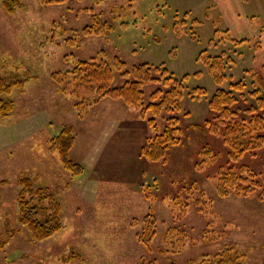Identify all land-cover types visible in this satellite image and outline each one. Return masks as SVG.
<instances>
[{
    "label": "rangeland",
    "instance_id": "obj_1",
    "mask_svg": "<svg viewBox=\"0 0 264 264\" xmlns=\"http://www.w3.org/2000/svg\"><path fill=\"white\" fill-rule=\"evenodd\" d=\"M19 1L9 14L0 0V53L33 79L12 91L14 112L0 119V240L10 236L0 264H188L228 248L242 251L244 264H264V193L222 198L215 191L227 150L202 126L211 117L207 103L217 86L199 58L202 52L231 58L221 88L264 66V0ZM92 15L111 27L109 34H83ZM231 39L248 41L233 45ZM100 53L109 64L118 58L126 69L142 62L163 65L183 79V136L165 163L140 156L155 131L146 124L149 112L110 99L88 105L62 93L51 78L69 69L71 55L89 60ZM120 82L117 74L114 85ZM156 87H145V105ZM193 88H203L205 96L191 98ZM63 126L75 131L70 157L84 169L77 177L48 152L47 141ZM157 128L162 130L161 121ZM205 147L213 159L200 167ZM238 164L263 178L264 150ZM19 176L48 188L61 206L62 229L43 241L19 223ZM173 197L180 203L171 211ZM150 209L155 235L143 245L141 224L132 222ZM171 228L177 237L166 240Z\"/></svg>",
    "mask_w": 264,
    "mask_h": 264
},
{
    "label": "trees",
    "instance_id": "obj_2",
    "mask_svg": "<svg viewBox=\"0 0 264 264\" xmlns=\"http://www.w3.org/2000/svg\"><path fill=\"white\" fill-rule=\"evenodd\" d=\"M40 1L43 5H57L67 0ZM100 1L94 0L95 3ZM2 4L5 11L12 14L20 6V1L2 0ZM110 30L111 27H106L97 15H92L91 25L84 27L82 31L85 35H107ZM247 41L231 39L233 45ZM202 53L204 55H200L199 58L217 86L207 103L211 117L204 120L202 126L208 134L219 138L227 150L226 166L220 168L215 177L216 194L224 198L230 195L247 197L257 191L264 193L262 186L264 176L261 178L246 164H238L243 157H255L259 151L264 150V66L258 71H244L248 80L230 82L228 88H221L228 79L225 73L227 65L233 61L231 58L225 59L223 55L208 56ZM68 60L70 67L67 71L51 74L53 81L59 84L60 91L82 101H88L86 102L88 105L110 99L121 101L126 106L140 110L141 113L149 112L151 117L146 119V124L155 131L145 140L140 156L151 163H165L168 151L180 146L183 136L181 117L183 114L181 102L185 95L183 79L174 78L163 65L156 67L142 62L126 69V64L118 58L109 64L104 59V53L89 60H81L71 55ZM117 74L121 82L115 86ZM32 79V74L27 68L9 64L2 59L0 53V119H5L14 112L15 102L10 98L12 91L22 89ZM150 85L157 87L149 94V101L145 105V87ZM72 87L73 90L68 93ZM91 94L94 96L92 101L89 100ZM187 95L200 99L205 96V90L193 88ZM159 121L163 123L160 131L157 128ZM191 127L197 129L199 125ZM75 138L74 129L63 126L57 135L47 141L48 152L57 156L60 166L70 177L80 176L84 172L83 166L75 163L70 157ZM200 153L203 157L200 167H205V159L211 161L213 153L207 147L202 148ZM16 185L19 188L16 196L19 223L28 229L35 241H43L62 229L61 206L53 192L46 187L35 186L33 180L21 176L17 178ZM143 192L147 193L144 189ZM144 196L150 200L147 194ZM168 203L170 210L173 211L175 205L180 203V199L173 197ZM151 211L150 209L140 220L132 222L134 225L141 224L137 237L143 245H147L155 235ZM174 231V228L169 230L166 240L177 237ZM8 240H0V250L4 249ZM177 241V244L182 242ZM244 261L245 254L242 251L228 248L219 254L204 255L188 264H244Z\"/></svg>",
    "mask_w": 264,
    "mask_h": 264
}]
</instances>
